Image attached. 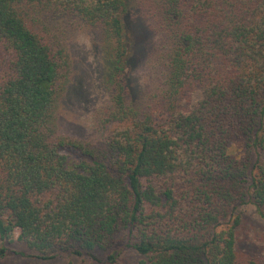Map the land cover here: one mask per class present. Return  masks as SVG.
Returning a JSON list of instances; mask_svg holds the SVG:
<instances>
[{
	"label": "trees",
	"instance_id": "16d2710c",
	"mask_svg": "<svg viewBox=\"0 0 264 264\" xmlns=\"http://www.w3.org/2000/svg\"><path fill=\"white\" fill-rule=\"evenodd\" d=\"M135 15L163 40V81L141 98ZM58 16L102 45L110 102L97 143L57 125L72 76L48 26ZM247 206L264 221V0H0L4 243L18 233L45 261L243 264ZM13 253L0 247V259Z\"/></svg>",
	"mask_w": 264,
	"mask_h": 264
},
{
	"label": "rangeland",
	"instance_id": "374dc122",
	"mask_svg": "<svg viewBox=\"0 0 264 264\" xmlns=\"http://www.w3.org/2000/svg\"><path fill=\"white\" fill-rule=\"evenodd\" d=\"M48 26L61 41L70 56L72 76L57 111V125L61 134L97 143L96 130L98 114L110 102L104 84V57L97 32L76 17H52ZM130 37L134 42L132 84L135 98L155 90L163 81L165 69L162 61L163 40L140 16L129 20ZM71 159L78 156L69 154ZM4 243L14 253L0 259V264H98L83 258H56L41 260L17 240ZM237 250L243 264H264V221L252 206L244 208V226L238 230ZM26 252L30 256L17 253ZM103 257L102 252H96ZM135 257L127 255L120 264H134Z\"/></svg>",
	"mask_w": 264,
	"mask_h": 264
}]
</instances>
